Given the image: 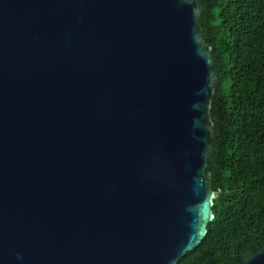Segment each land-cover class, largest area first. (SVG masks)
Returning a JSON list of instances; mask_svg holds the SVG:
<instances>
[{
  "label": "water",
  "instance_id": "obj_1",
  "mask_svg": "<svg viewBox=\"0 0 264 264\" xmlns=\"http://www.w3.org/2000/svg\"><path fill=\"white\" fill-rule=\"evenodd\" d=\"M201 13L0 0V264H177L201 243L220 194Z\"/></svg>",
  "mask_w": 264,
  "mask_h": 264
},
{
  "label": "trees",
  "instance_id": "obj_2",
  "mask_svg": "<svg viewBox=\"0 0 264 264\" xmlns=\"http://www.w3.org/2000/svg\"><path fill=\"white\" fill-rule=\"evenodd\" d=\"M218 74L211 184L201 243L177 264H240L264 249V0H198Z\"/></svg>",
  "mask_w": 264,
  "mask_h": 264
}]
</instances>
